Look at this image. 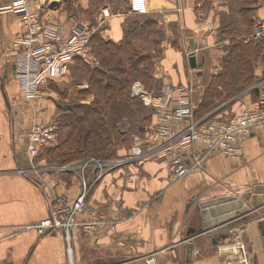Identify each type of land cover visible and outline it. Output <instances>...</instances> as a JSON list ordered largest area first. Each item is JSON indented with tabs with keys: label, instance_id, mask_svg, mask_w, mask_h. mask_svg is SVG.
Here are the masks:
<instances>
[{
	"label": "crops",
	"instance_id": "crops-1",
	"mask_svg": "<svg viewBox=\"0 0 264 264\" xmlns=\"http://www.w3.org/2000/svg\"><path fill=\"white\" fill-rule=\"evenodd\" d=\"M13 1L0 0V7ZM210 1L207 13L201 0H147L142 15L163 34L161 72L155 76L161 84L153 94L165 85L181 86L190 88L194 105L201 100L203 89L191 86L186 54L188 40L198 43L203 36L205 45L195 49L202 83L220 69L224 50L214 33L213 11L224 7L220 0ZM106 5L111 16L101 36L118 42L127 16ZM198 10H203L200 15ZM256 15L264 23V0ZM19 32L15 16L0 10V264H264V129L241 138L237 156L215 152L180 179L172 177L165 160H135L109 171L89 190L86 211L77 216L68 240L61 229L38 233L34 226L47 216L49 203L58 196L75 197L80 183L74 172H59L58 165L28 156L30 128L49 119L54 109L40 95L28 99L20 92L15 77L20 55L13 49ZM255 75L257 81L233 102H223L217 114L255 107L264 85L263 65ZM32 166L39 171H29ZM94 176L92 170L88 180ZM101 219L103 227L93 223ZM227 221L231 225L212 233L201 230ZM89 222L91 227L82 225ZM237 244L243 246L240 252H234Z\"/></svg>",
	"mask_w": 264,
	"mask_h": 264
},
{
	"label": "built area",
	"instance_id": "built-area-1",
	"mask_svg": "<svg viewBox=\"0 0 264 264\" xmlns=\"http://www.w3.org/2000/svg\"><path fill=\"white\" fill-rule=\"evenodd\" d=\"M44 0H14L1 6L0 10L13 14L18 21L20 32L13 39V49L20 56L16 58L15 77L21 94L36 99L41 88L49 81L63 78L73 59L79 57L87 63L97 64L92 52L91 40L97 27L87 22L66 19L54 15L57 7H50ZM129 10L134 14L147 11V0H129ZM199 15L201 10L197 12ZM111 12L104 8L100 25H105ZM208 25V28H210ZM100 28V34L103 30ZM264 33V23L254 26V36ZM198 46L205 45V37L199 38ZM188 57V53L186 54ZM257 86V85H256ZM258 87V86H257ZM132 95L139 96L144 105L153 109L151 124L143 138L129 150L128 159L122 157L98 159L90 157L79 164H65L57 167L59 172L79 173V192L75 197L58 196L48 205V214L34 227L38 233L65 232L68 240L71 228L77 224V216L86 211V197L92 185L113 167L133 161L165 160L174 179H180L193 168H200L207 156L222 152L228 156L238 155V141L254 129H264V85L255 107L239 113L217 114L197 118L195 105L190 99V88L165 85L155 95L140 83L131 86ZM54 124L35 123L28 132L27 152L31 161L54 140ZM127 158V157H126ZM92 167L94 181H89L85 171ZM32 166L29 171L38 172ZM19 172L26 175V170ZM95 225L103 227V219ZM91 227L92 223H82ZM234 252L243 246L237 244ZM148 262H153L151 256Z\"/></svg>",
	"mask_w": 264,
	"mask_h": 264
},
{
	"label": "trees",
	"instance_id": "trees-1",
	"mask_svg": "<svg viewBox=\"0 0 264 264\" xmlns=\"http://www.w3.org/2000/svg\"><path fill=\"white\" fill-rule=\"evenodd\" d=\"M256 1L226 0V10L219 13V41L227 38L229 42L222 46L224 56L220 69L207 84L201 80L203 94L194 109L197 118L217 115L218 105L229 100L233 102L251 87L258 79L255 69L260 64L264 76V33L254 36L258 19L250 14ZM128 19L123 21V37L118 42L94 34L91 47L97 64L79 57L70 63L68 73L72 70L78 79L72 83L79 85L85 81L86 87L74 91L72 103L63 108L62 120H56L58 140L44 148L35 159L41 157L50 165L60 166L79 164L90 157L117 158L130 135L145 127V131L148 129L153 109L144 105L139 96L132 95L131 86L137 80L150 83L154 79L153 56L142 50L141 43L151 44L155 52L162 53L160 42L151 38L153 32L160 37L162 33L150 17H144L139 23L132 21L130 26ZM158 88L151 87L152 91ZM222 96L221 103L214 104ZM82 100L90 101L83 103ZM91 171V168L85 171L87 177Z\"/></svg>",
	"mask_w": 264,
	"mask_h": 264
},
{
	"label": "rangeland",
	"instance_id": "rangeland-1",
	"mask_svg": "<svg viewBox=\"0 0 264 264\" xmlns=\"http://www.w3.org/2000/svg\"><path fill=\"white\" fill-rule=\"evenodd\" d=\"M44 1H45V3L49 2V0H44ZM57 1H58V5L55 6V7H57V9H55L56 11H53L54 15H56V16L58 15L59 17H61L63 15L67 18L72 17V19L76 20V21L87 22L90 25L96 26L98 28L96 31V33H98V34H100V28L102 27V25H100V20L102 18V11H103L104 7L107 6L106 4L110 5L113 12L125 14L127 16V18H129L128 19L129 20L128 21L129 26H130V23L132 21L139 23V22L143 21L144 17H145V15H142V14L135 15V14L131 13L130 10H128L129 8H128V1L127 0H57ZM81 1H83V2H81ZM198 1L200 2V0H198ZM259 2H260V0H257L255 3L256 5L251 6V7H254L255 9H254V11L250 12V14H254L256 16V20H257L256 8L259 5ZM220 4L223 5V7H224L223 10H226V5H225L226 0H220ZM200 5L202 7H204L203 10L205 12L207 11V13H210L209 10L212 9L211 8L212 3L210 0H201ZM201 6H199V7H201ZM223 10H221V11H223ZM213 12H214L213 16H214V24H215V26H214L215 32L214 33L218 36V33H219L218 28L221 25L220 24L221 16L219 15L220 12L217 9H214ZM213 12H211V13H213ZM158 26H160V25H158ZM151 38H153V40H155L157 43L160 42L159 45L161 46V43H162L161 40L163 39V34L160 37V35H157V34H155V32H153ZM164 38H165V36H164ZM228 42H229V40L227 38H224V40H221L219 45L225 46L226 44H228ZM141 44H143V46H141L142 50L149 52L153 56L152 62H154V67L151 69V72L153 73V77L155 79L156 73L161 72V71L159 72V70H157V65L159 62L158 57H161V51L159 50L158 45L156 47H157V50H159V52L158 51L155 52L154 46H152L151 44H149V45L144 44V43H141ZM154 79L151 80L150 83H149V81H147L145 83V82H142L141 80H137V81H134L132 83V85L135 83H140L141 85H143L144 89L151 90L150 92L153 93L151 87L156 86L158 88L161 84L160 80L158 78L156 79L157 81H155ZM75 80H78V79L76 78L74 72H72V70H70L69 73L67 72L63 78L55 79V80H51V81L47 82L40 90L39 98H43L44 102H46L48 105H50L54 109L53 115L49 119H47L46 121L44 120L45 122H40V123L54 124L55 125L54 126L55 127L54 128L55 137H54V140L52 141L51 145H53L58 140L59 131H58V127L56 124V120H58V121L62 120L63 108L66 105H69L70 103H72L71 102V96H74L75 90H79V89L86 87L85 81H82L81 84L77 85V84L72 83V82H75ZM78 83H79V81H78ZM223 98H224V96L215 100L214 104L221 103ZM86 99H88V98H86ZM75 101H77V100H75ZM89 101L90 100H82L83 103H88ZM221 104H223V103H221ZM220 105L217 106L216 111H219ZM145 129H146V127L143 128L139 133L130 135V137L128 138V141H126L124 143L125 144L123 147L124 148V150H123L124 154L119 155V157L125 158L126 160L129 158L128 154H129L130 148H132L134 143L139 142L140 138H142V136L144 135ZM130 139H131V141H130ZM51 145H48V146H51ZM72 164H74V163H72ZM124 165H126V164H123L122 166H119V167H123ZM119 167H113L110 171L116 170ZM75 174L78 175V178H79L80 174L79 173H75ZM79 183H80V178H79Z\"/></svg>",
	"mask_w": 264,
	"mask_h": 264
},
{
	"label": "water",
	"instance_id": "water-1",
	"mask_svg": "<svg viewBox=\"0 0 264 264\" xmlns=\"http://www.w3.org/2000/svg\"><path fill=\"white\" fill-rule=\"evenodd\" d=\"M58 5V1L57 0H52L49 4L50 7H55ZM197 48V43L193 41V39H189L188 40V57H187V61H188V66L191 69L190 71V77H191V86L192 87H198L200 89H203V86L201 85V80H202V76H203V70L201 68L198 67L197 65V61H196V56H195V49ZM262 191H264V188H262ZM261 191V192H262ZM250 211V210H247ZM247 211H241V213H246ZM204 213L201 212V216ZM217 226H213L210 228H206L204 226L201 227L202 231H206L208 234L212 233L216 230V228L218 227H223V226H229L231 225V222L227 221V222H219V224H216ZM219 225V226H218ZM261 236H263L264 238V223L261 224Z\"/></svg>",
	"mask_w": 264,
	"mask_h": 264
}]
</instances>
